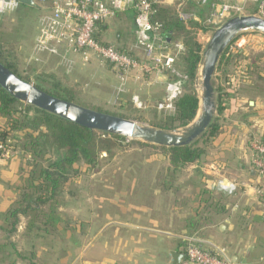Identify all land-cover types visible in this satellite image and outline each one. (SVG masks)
I'll list each match as a JSON object with an SVG mask.
<instances>
[{
  "label": "rangeland",
  "instance_id": "374dc122",
  "mask_svg": "<svg viewBox=\"0 0 264 264\" xmlns=\"http://www.w3.org/2000/svg\"><path fill=\"white\" fill-rule=\"evenodd\" d=\"M226 1L233 2L235 0ZM253 8V6H249L245 8L246 11L243 14H237L235 16L249 15ZM17 9L7 10L3 14H0V17L3 18L0 24V37L7 43L6 50L9 61L16 66L17 72L22 77L30 78L32 80L31 83L36 82V80L40 78V84L47 89L51 88L50 82L52 81L60 83L63 88H67L76 94V103L78 105L95 111L131 117L135 115L138 116V113H141L144 122H138L148 126H150L149 123L158 124L160 122L163 116L156 107L163 101L148 102L144 99V96L151 93L160 95L163 91H166L165 82L168 81L167 73L133 70L128 77V81L122 84L119 75L120 72L118 70L114 71L110 64L104 63L100 58L94 56L89 62L82 61L81 57L78 55L69 54L65 55V59L60 57V61L58 58L49 57L45 59L46 61L44 63H35L33 56V46L35 45L34 38L39 30L41 19L46 15V10L36 8L25 10L23 8L22 13L18 15ZM217 19L216 17V21H218ZM107 24L108 27L102 33L101 40L108 43L107 45L116 46L117 49L124 47L130 50L134 58L143 61V54L133 50L136 35L129 21L126 19L116 20L115 18L110 20ZM213 32L214 31L209 29L197 32L198 41L203 45L204 49L210 41ZM262 52H264L263 34L247 32L233 42L232 46L229 48V54L235 56L240 53L241 55L238 58L235 57L231 61V64L225 70V74H222V72L218 73V71L215 73L213 84L215 87L216 106V90L219 87L223 88L225 94L229 93V96L235 95L234 98L236 100L240 99L241 107L239 109L242 110L250 109L248 105L249 100L257 102L264 99V82L257 80V71L248 69L250 68L248 67L249 65L258 61V56H260ZM256 64L260 68V71L264 70V61L262 59L261 63ZM199 81L198 79L196 87H198ZM98 84H102L103 87H99ZM254 84H259V86L262 87L263 90L261 93L255 94L253 87H251ZM114 88L116 90L115 92L109 91ZM124 96L129 100L127 106L123 105L124 107L121 108L119 100ZM106 101H110V105H106ZM231 101L230 97L226 96L223 100L225 107L228 106V103L230 104ZM231 104L233 105V102ZM216 116L217 108L215 117ZM183 130L184 129H178L176 131L182 132ZM132 141L133 140L126 139L125 142L121 143V148L116 150L112 156L102 154L99 166L80 178L75 185L77 196L76 198H72L73 200H70V207L76 208L77 214L80 216H82V211L85 207L93 210L90 218L94 220V224L96 225V229L93 230L90 239L86 241L83 236L85 235L83 221L76 219V224L78 225L76 231L77 239L79 243H81L80 247H78L79 252L89 245V243H87L89 241H96L93 242L95 243L92 247L94 249L103 247L105 244L109 245L115 240L121 239L123 241L127 239L122 234H119V237H113L112 235L116 232L113 230L103 232V234L96 236L98 231L97 228L102 226L108 218L117 221L123 218V214L131 215L130 213H137L138 215L151 216L152 214H157V212L162 214L164 211L170 209V207L168 208L170 199L163 196L162 192L166 185L164 184V180L166 177L165 169L168 166L167 156L156 149L134 146L131 143ZM215 146V144L212 145L209 156L205 157L207 162H204V160L202 161L203 163L201 162V164L198 165L201 167V171L206 168L205 165L207 163H210L215 156H217ZM21 156L22 154L19 153V151H12L9 157H0L1 171L3 169L5 172L9 166L8 163L12 162V160L20 162L21 166L23 164ZM196 168V164L187 166L181 170L175 184H172L175 193H177L174 196L179 199L178 203L184 201V198L187 197L184 193L180 194V192L184 191L186 178L195 175ZM222 169L224 170L225 177H227L229 181L234 180L233 182H237L236 180L241 179V174L235 168ZM4 172L2 173L5 176L10 174V170H8L7 173ZM112 175L130 177L132 184H127L130 186V188L127 189L128 194L125 195L122 200L113 202L107 201L105 204H100V202L95 199L102 191L103 196H109L112 195V191L110 192V190H112L111 186H114L116 190L115 187L120 185L114 182H112V184H110V182H105V178ZM148 177H150L149 181L147 179ZM151 178L153 179L151 180ZM14 179L15 178H12V181ZM19 179L18 177L17 182ZM154 180L156 181L155 183L153 182ZM150 181H152V183H149ZM6 185L7 184L1 185V193L9 189ZM156 190L160 191V193H156L155 195L154 192H156ZM151 194L154 195L152 196ZM128 202L131 203V206L127 205ZM65 206L66 207L62 206V209L60 208L62 212H67V210H64L67 209L66 202ZM78 211H80V213ZM117 216H119V218ZM141 222L152 225V223ZM235 222L237 224H242V217H240V215L235 216ZM113 228L122 229L124 227L115 225ZM134 232H136L134 235L138 236L142 241L140 246L151 252L149 257L142 259L144 261L143 264H162V261L158 258V254L162 251H166L168 246L173 245L174 242L161 234L157 236L154 235V237L153 235L141 231ZM167 233L171 235V238L172 235L183 237L182 234H179V231ZM244 238H247V235ZM101 250H103V248Z\"/></svg>",
  "mask_w": 264,
  "mask_h": 264
},
{
  "label": "trees",
  "instance_id": "16d2710c",
  "mask_svg": "<svg viewBox=\"0 0 264 264\" xmlns=\"http://www.w3.org/2000/svg\"><path fill=\"white\" fill-rule=\"evenodd\" d=\"M220 3L221 0H207L205 3L200 0H175V5L172 6L164 3L153 5L155 11L153 21L162 25L161 36L170 44L181 43L183 49L175 62V70L180 76L169 73L167 81L179 84L180 93L173 101L172 109L156 107L163 118L158 124L149 123L150 126L176 131L186 128L195 120L199 110V93L196 84L205 50L198 41L197 32L207 29L215 31L218 28L211 22L216 6ZM25 7L28 6L20 4L17 14L20 15ZM29 9L33 8L29 7ZM180 13L190 17L184 20L180 17ZM253 14H256L255 8L249 15ZM135 18L136 11L131 8L125 13L118 14L116 20H128L135 32ZM2 21L3 18L0 17V24ZM107 27L108 24H101L96 36L97 41L105 45L108 43L101 40V35ZM6 45L7 43L0 37V63L19 78L32 82L30 78L22 77L17 72L16 66L9 61ZM231 46L220 59L218 73L225 74L231 61L241 55L238 53L231 56L229 54ZM118 50L134 57L130 50L124 47ZM261 59L264 61V52L258 56L259 62L255 61L248 66L250 67L248 69L257 71V80L264 82V70L260 71L256 64L261 63ZM40 83L41 79L38 78L33 84L51 96L76 103V94L63 88L60 83L50 82V89L44 88ZM251 87L255 94L263 90L259 84ZM216 92L217 116L208 130L193 144L166 148L139 141L131 142L134 146L159 150L167 156L168 166L165 169L164 184L172 186L181 170L189 165L198 164L208 157L212 145L222 134L223 115L226 109L223 100L226 96L229 97V93L225 94L222 87ZM110 114L144 122L141 113L134 117ZM125 141L126 139L121 136L93 131L47 111L21 103L0 86V144L6 149L19 151L23 159L19 185L16 188L18 197L6 215V233L12 236L17 232L20 217L28 220L30 231L36 230L38 233L41 231V228L36 227L39 224L48 233L52 226L64 222L59 209L65 206L67 197L76 198L75 185L79 179L99 166L102 154L112 156ZM211 196L210 192L201 191L199 202L202 212H208L213 208L217 215L225 214L227 211L224 204L215 201Z\"/></svg>",
  "mask_w": 264,
  "mask_h": 264
},
{
  "label": "crops",
  "instance_id": "0c3cea01",
  "mask_svg": "<svg viewBox=\"0 0 264 264\" xmlns=\"http://www.w3.org/2000/svg\"><path fill=\"white\" fill-rule=\"evenodd\" d=\"M164 4L175 5V0H164ZM24 9L28 10L29 7ZM38 32L34 38V44ZM49 57L60 59L57 56L44 54L41 57V63H44L45 59ZM98 86L103 87L102 84H98ZM109 91L115 92L116 90L114 88ZM165 94L166 91L160 95L151 93L145 95L144 99L148 102H159L164 99ZM229 97L232 100L230 104L233 102V105L228 103L226 106L223 115L222 134L214 143L217 156L210 163H207L206 168L202 171L198 165L205 159L196 164L195 175L186 178L184 191L180 192V194L184 193L187 196L184 201L178 203L179 199L174 196L177 193L168 184L162 192L163 196L170 199L168 206L170 209L164 213L157 212L151 216L138 215L137 213L123 214V218L117 221L108 218L102 226L97 228L96 236L113 230L116 231L112 235L113 237L116 238L122 234L127 239L115 240L103 247L93 249L95 244L93 242L96 241H89L87 242L89 245L79 252L78 247L81 243L77 239L78 225L76 219L83 221L85 232L83 236L86 241L90 239L96 225L94 220L90 218L93 210L85 207L82 216L78 215L76 208L69 205L70 200L73 199L68 197L66 199L67 209H64L67 212H62V208L59 209L64 222L52 226L50 232L44 231L41 224L36 226L41 228L40 233L36 230L30 231L26 218L20 217L21 222L17 227V232L12 236L7 234L5 231L7 228L6 215L18 197V192L15 189L19 185L17 179L20 178L19 170L23 166V164L20 166V162L12 160L8 163L9 166L5 172L0 169V188L4 184H7L6 186L9 188L3 189V193L0 192V264H143L142 259L149 257L151 252L140 246L142 241L134 235L136 233L134 231H141L153 236L161 234L174 242L173 245L168 246L166 251L158 254L162 264H173L172 252L185 254L186 243L183 237L187 236L198 238L202 241L201 245L210 251L217 248L224 250L235 264H264V209L254 189L257 184L264 186V177H258L253 171V154L250 148L251 140L255 138L264 140V99L260 100L261 102H254L253 106L251 105L253 101L249 100L250 109L242 110L239 109L241 100H236L235 95ZM128 100L125 96L120 99V107L127 106ZM105 103L110 105V101ZM222 168H235L241 174V179L236 180L240 187L235 194L227 193L220 186L221 181H225V184L234 181H229L225 177ZM8 170H10V174L8 176L3 175L2 172L7 173ZM12 178L15 179L12 181ZM147 179L149 181L150 177ZM105 182H110V184L114 182L120 185L115 187L116 190L114 186H111L112 195L103 196L102 191L95 199L100 204H105L107 201L122 200L128 194L127 189L130 188L127 184H132L129 176H107ZM202 190L209 191L215 201H221L227 212L217 215L213 208L208 212H202L199 202V195ZM154 193L156 195L160 191L156 190ZM237 203L239 207L233 210L232 207ZM127 205L131 206V203L128 202ZM78 212L80 213V211ZM237 215L242 217V224L235 222ZM117 217L119 218V216ZM141 221L152 223V225ZM115 225L124 228H113ZM172 231H179L183 237L172 235L171 238L167 232ZM246 235L247 238H244ZM102 248L103 250H101Z\"/></svg>",
  "mask_w": 264,
  "mask_h": 264
},
{
  "label": "built area",
  "instance_id": "2783aa9c",
  "mask_svg": "<svg viewBox=\"0 0 264 264\" xmlns=\"http://www.w3.org/2000/svg\"><path fill=\"white\" fill-rule=\"evenodd\" d=\"M205 3L207 0H200ZM46 15L41 19L39 34L36 38L33 56L35 63L42 60L44 54L61 57L73 54L81 57L82 61L89 62L98 57L104 63L110 64L114 70L120 72L122 84L128 81L133 70L141 72H164L176 74L175 62L183 49L181 43L170 44L161 36L162 25L153 21L154 4L164 3V0H36ZM20 6L19 0H0V14L7 10H15ZM253 6L255 16L264 19V0H235L228 2L221 0L216 6L212 24L220 27L228 19L237 14H243L245 8ZM136 11L135 35L133 50L143 54V61L119 52L116 46L105 45L97 41L96 36L101 24H107L118 14L129 9ZM217 13V14H216ZM184 20L190 16L180 13ZM216 17L218 18L216 21ZM63 56V57H62ZM177 83L167 82L166 95L161 108L172 109L173 101L180 93ZM252 151L253 171L258 177H264V140L255 138L250 142ZM12 154V149H6L0 144V157L6 158ZM220 186L229 194H235L240 185L237 182L221 181ZM255 193L264 209V186L257 184ZM235 204L232 208H238ZM186 243V259L182 264H235L224 250L210 251L201 244L196 237H183Z\"/></svg>",
  "mask_w": 264,
  "mask_h": 264
},
{
  "label": "water",
  "instance_id": "95a60500",
  "mask_svg": "<svg viewBox=\"0 0 264 264\" xmlns=\"http://www.w3.org/2000/svg\"><path fill=\"white\" fill-rule=\"evenodd\" d=\"M21 5L41 9L36 0H19ZM255 32L264 35V19L255 15L234 16L228 19L212 34L204 52L199 71V110L195 120L182 132L166 131L143 125L131 119L95 111L73 102H68L39 89L0 63V86L15 99L72 123L93 131L121 136L128 140L150 145L173 148L189 146L208 130L215 118L216 100L213 79L224 52L240 35ZM254 105V102H251ZM173 264L185 261L184 253L172 252Z\"/></svg>",
  "mask_w": 264,
  "mask_h": 264
}]
</instances>
